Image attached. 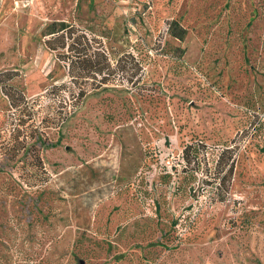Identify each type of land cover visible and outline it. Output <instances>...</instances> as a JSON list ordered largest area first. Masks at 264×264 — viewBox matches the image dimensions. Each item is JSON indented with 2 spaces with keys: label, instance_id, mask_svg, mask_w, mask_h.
<instances>
[{
  "label": "rangeland",
  "instance_id": "1",
  "mask_svg": "<svg viewBox=\"0 0 264 264\" xmlns=\"http://www.w3.org/2000/svg\"><path fill=\"white\" fill-rule=\"evenodd\" d=\"M0 264H264V0H0Z\"/></svg>",
  "mask_w": 264,
  "mask_h": 264
},
{
  "label": "trees",
  "instance_id": "2",
  "mask_svg": "<svg viewBox=\"0 0 264 264\" xmlns=\"http://www.w3.org/2000/svg\"><path fill=\"white\" fill-rule=\"evenodd\" d=\"M60 28H58V30H54L53 28L50 30V32H48V38L46 39V42H47V47L49 45V49L51 50H56V49H64L65 48V45L62 46H58L57 48L55 47V44H53L54 41H57L59 40L58 38H61V36H63V32H64V29L66 27L63 26L62 23H60ZM63 26V27H62ZM174 37L176 38H181V35L180 34H174L173 35ZM67 50H68V47H67ZM75 59L77 57H74ZM67 60H69V57H66ZM69 64H72V60H69ZM106 65L104 66V64L101 62V58L97 57H94V59H87V60H82L79 62V67L83 70L85 69L87 72H89V75L91 74L92 76H95V78H98L99 79L97 80V84L99 86L105 84L106 82H108L107 78L109 76V74H107V76H104L105 74L104 73H107L105 72L104 70L108 71V65L107 63H105ZM102 75V76H100ZM93 78V77H91ZM96 81V79H94ZM98 87L94 86L93 89H96ZM84 96V92L83 91H79L78 94H77V100L80 101ZM225 153V152H224Z\"/></svg>",
  "mask_w": 264,
  "mask_h": 264
}]
</instances>
